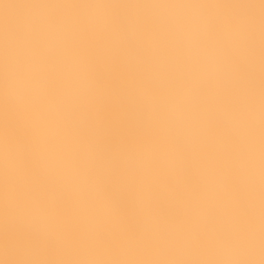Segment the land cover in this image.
<instances>
[{
	"label": "clouds",
	"instance_id": "1",
	"mask_svg": "<svg viewBox=\"0 0 264 264\" xmlns=\"http://www.w3.org/2000/svg\"><path fill=\"white\" fill-rule=\"evenodd\" d=\"M0 264H264V0L0 29Z\"/></svg>",
	"mask_w": 264,
	"mask_h": 264
},
{
	"label": "rangeland",
	"instance_id": "2",
	"mask_svg": "<svg viewBox=\"0 0 264 264\" xmlns=\"http://www.w3.org/2000/svg\"><path fill=\"white\" fill-rule=\"evenodd\" d=\"M31 0H0V29L15 25Z\"/></svg>",
	"mask_w": 264,
	"mask_h": 264
}]
</instances>
